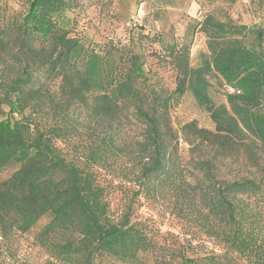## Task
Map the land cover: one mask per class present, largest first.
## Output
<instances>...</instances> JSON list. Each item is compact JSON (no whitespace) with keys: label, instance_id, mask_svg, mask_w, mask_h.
Masks as SVG:
<instances>
[{"label":"trees","instance_id":"1","mask_svg":"<svg viewBox=\"0 0 264 264\" xmlns=\"http://www.w3.org/2000/svg\"><path fill=\"white\" fill-rule=\"evenodd\" d=\"M65 2L29 0L19 20L0 19V172L14 167L0 180V236L23 234L48 215L35 237L49 252L50 264H96L102 253L133 260L149 250V229L131 220L130 211L117 221L110 217L107 193L92 166L107 168L117 152L129 157L134 166L125 178L132 195L145 199L159 185H176L178 176L184 183L170 108L185 88L207 104L201 69L208 68L232 89L227 106H207L214 130L193 122L181 128L194 129L206 144L208 153L196 164L204 187L196 183L192 188L205 231L226 250L211 257L182 256L181 263L264 264L259 229L264 216V29L209 21L208 62L166 96L136 85L145 79L137 53L129 54L123 72L114 58L58 26L53 16ZM244 31L251 39L247 43L232 36ZM83 108L87 115H81ZM91 121L101 128L84 160L68 156L59 143L78 136ZM124 134L132 135L129 146ZM239 154L246 169L231 170V159ZM221 166L229 170L222 172Z\"/></svg>","mask_w":264,"mask_h":264},{"label":"rangeland","instance_id":"2","mask_svg":"<svg viewBox=\"0 0 264 264\" xmlns=\"http://www.w3.org/2000/svg\"><path fill=\"white\" fill-rule=\"evenodd\" d=\"M28 2L0 0V19L4 16L19 20ZM65 3V8L53 16L58 26L77 37L84 46L114 58L123 72L128 69L129 54L137 53L144 63L142 77L145 79L140 78L136 85L143 92L154 88L166 96L172 94L180 79L191 77V70L205 67L208 62L209 21L223 22L227 28L243 25L264 29V0H66ZM232 36L243 43L251 40L246 31ZM185 70L188 72L184 73ZM201 75L207 83V104L201 105L194 93L185 88L170 108L171 121L178 132L175 155L184 183L178 176L176 185H159L153 197L145 199L132 195L131 183L125 178L134 166L129 157L117 152L107 168L92 166L107 193L110 217L117 221L130 211L131 220L144 224L151 236L149 250L139 252L133 260L102 253L95 258L96 264H182V256L195 259L225 252L226 247L205 231L206 220L198 212L201 208L196 207L200 206L199 196L192 188L196 183L204 187L196 164L206 157V144L197 138L194 129L184 132L181 127L193 122L197 128L214 130L215 123L207 106H227L226 95L233 91L208 68H202ZM262 106L264 111V102ZM80 111L82 116L86 114L84 108ZM100 128V123L85 122L78 136L59 146L68 156L83 157ZM130 136H121L127 146ZM231 161V170L246 169L242 154ZM13 169L1 171L0 180ZM220 169L225 173L229 170L223 166ZM188 200L195 203L189 205ZM261 210L264 215V208ZM48 219V215H43L23 234L0 236V264H50L53 260L49 252L35 237ZM259 229L263 234L264 216Z\"/></svg>","mask_w":264,"mask_h":264}]
</instances>
